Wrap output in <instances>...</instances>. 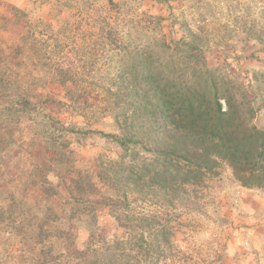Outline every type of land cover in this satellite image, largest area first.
Wrapping results in <instances>:
<instances>
[{
    "label": "trees",
    "instance_id": "16d2710c",
    "mask_svg": "<svg viewBox=\"0 0 264 264\" xmlns=\"http://www.w3.org/2000/svg\"><path fill=\"white\" fill-rule=\"evenodd\" d=\"M249 1L242 17L255 19L242 20L236 27L264 46V0ZM256 1L261 5H253ZM129 2L107 0L106 5L120 12ZM63 4L68 6L69 0ZM10 14L13 19H6L15 25L22 20L25 32L16 43L0 45V155L21 149L18 134L25 119L32 138H39L50 156L26 172L19 196L9 193L2 200L9 203L0 207V264H181L176 257L180 251L171 241L170 218L190 206L195 188L227 168L241 187L264 192V73H253L246 86L241 85L207 65L203 41L188 25H179V40L167 41L163 18L143 12L144 25L129 29L145 36L160 55L154 57L147 49L127 55L129 38L101 20L89 33L97 36L93 44L103 49L117 52L119 44L124 59L117 56L120 70L112 78L116 84L101 90L66 87L85 78L76 71L52 69L58 32L49 37V23H30L15 7ZM156 28L163 34L158 38ZM51 45L53 54L48 52ZM30 66L33 72L27 71ZM105 75L100 73L103 79ZM22 80L30 85L17 86ZM35 82L42 90L35 89ZM48 82L62 86L65 101L43 93ZM95 95L98 100L90 102ZM48 106L88 122L109 115L114 132L96 134L119 147L118 159L99 161L94 173L77 169L66 134L78 131L45 113ZM49 174L57 184L48 180ZM29 188L42 195L32 206L21 194ZM98 207L109 209L123 238L97 234ZM76 224L89 231L81 250L75 249Z\"/></svg>",
    "mask_w": 264,
    "mask_h": 264
},
{
    "label": "rangeland",
    "instance_id": "374dc122",
    "mask_svg": "<svg viewBox=\"0 0 264 264\" xmlns=\"http://www.w3.org/2000/svg\"><path fill=\"white\" fill-rule=\"evenodd\" d=\"M64 1L0 0V45L2 42L4 45L16 43L25 32L22 20L17 25L9 22L13 19L10 14L12 7L25 12L30 23L38 20L49 23L47 34L50 37L58 32L59 43L56 55L52 53V45L48 49L53 54L52 69L76 71L85 78L81 81L75 79L73 84L68 82L66 87L81 85L92 90L100 87L101 90L116 84L112 78L120 70L117 58L120 55L119 44L116 46L118 53L110 51V48L103 49L100 44H93L97 36L89 33L95 32L101 20L106 19L112 28L125 34V40L129 38L127 55L134 49L153 51L154 57L156 54L160 55L145 36L135 28L129 29L131 25H144L143 12L148 16L163 18L161 25L164 35L156 28L157 34L154 36L158 38V35H163L167 41L179 40L183 35L179 25H188L197 38L203 41L201 51L207 65L241 85L246 86L253 73H264V46L245 38L236 27L242 20L255 19L252 16L242 17L243 5L250 4L249 0H162L160 4L154 0H131L120 12L108 9L107 0H69L68 6L63 4ZM257 5L260 6L261 3L258 2ZM80 26L83 28L79 29ZM198 27L205 30L201 32ZM61 30L65 31L60 32ZM120 59L123 61L124 58L120 55ZM33 70L31 66L27 69ZM100 73H105L106 79L101 78ZM19 85L26 87L30 85V81H19L17 86ZM36 87L35 89L42 90L40 86ZM47 87L44 94L65 101L60 92L62 86L48 82ZM102 96V93L99 94V97ZM99 97L95 95V99L89 101L96 102ZM56 108L48 106L44 112L61 122L64 127H74L78 131L66 134L77 169L94 173L99 161L118 159L119 147L96 134L114 132L113 119L109 115L96 116V120L88 122L63 108ZM20 129L18 136L22 141L19 144L21 149L15 148L0 155V207L9 203L2 202L9 193L19 196V184L26 182V172L33 169L32 165L37 160L45 161L50 156V153L40 147V139L32 138L30 121L22 119ZM28 152L32 153V157ZM48 180L53 184L58 182L51 174L48 175ZM21 194L29 206L42 198L35 188H29ZM191 197L190 206L178 210L170 218L173 226L171 241L180 251L176 257L181 264H264V231L258 232L257 229V226L264 227V224L257 222L258 225L253 226L251 221L255 219L249 217L251 214L246 209V203H264L263 191L241 187L231 177L230 171L223 168L219 177L207 178L202 188L194 189ZM41 207L43 204L36 207L37 213ZM96 217L97 234L108 239L124 237V231L117 227L108 208L98 207ZM73 230L76 234L75 249L81 250L89 238L88 228L76 224ZM17 247H20V243H17Z\"/></svg>",
    "mask_w": 264,
    "mask_h": 264
},
{
    "label": "crops",
    "instance_id": "0c3cea01",
    "mask_svg": "<svg viewBox=\"0 0 264 264\" xmlns=\"http://www.w3.org/2000/svg\"><path fill=\"white\" fill-rule=\"evenodd\" d=\"M259 204L257 203L254 204L250 202L246 203V209L249 212L248 214H251L249 215V217L251 218L253 217V219H255L254 221H251V223H254L253 226L255 227L256 225H258L257 222L259 224H264V203L262 205L261 204L259 205ZM257 229H259L258 232L264 231V227H262L261 225L257 226Z\"/></svg>",
    "mask_w": 264,
    "mask_h": 264
}]
</instances>
